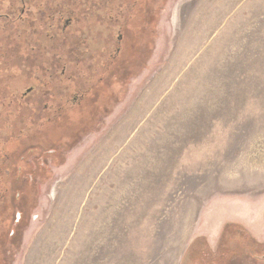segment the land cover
<instances>
[{"label": "rangeland", "instance_id": "1", "mask_svg": "<svg viewBox=\"0 0 264 264\" xmlns=\"http://www.w3.org/2000/svg\"><path fill=\"white\" fill-rule=\"evenodd\" d=\"M149 11L134 76L32 178L8 264H264V0Z\"/></svg>", "mask_w": 264, "mask_h": 264}, {"label": "flooded vegetation", "instance_id": "2", "mask_svg": "<svg viewBox=\"0 0 264 264\" xmlns=\"http://www.w3.org/2000/svg\"><path fill=\"white\" fill-rule=\"evenodd\" d=\"M150 19L149 0H0V264L32 222V178L115 103Z\"/></svg>", "mask_w": 264, "mask_h": 264}, {"label": "trees", "instance_id": "3", "mask_svg": "<svg viewBox=\"0 0 264 264\" xmlns=\"http://www.w3.org/2000/svg\"><path fill=\"white\" fill-rule=\"evenodd\" d=\"M245 237V236H244ZM233 238H235L236 240H237V242H236V244L235 245H237L239 248V251L237 252V251H233L232 249H228V251L225 253V255H228V259H233L236 255H238V256H245L246 255V253H248V252H250L251 253V247L250 246H253L252 244H251V242L250 241H248V239L245 237V243H247V244H249L250 246H245V244L243 243V244H241L240 242H238V241H240V239H239V237L237 236H235V237H232V238H230L229 239V244H234V242H235V240L233 239ZM240 243V244H239ZM242 249V250H241ZM250 249V250H249ZM240 252V253H239ZM245 254H243V253ZM201 253V252H200ZM237 253V254H236ZM201 255H202V253H201ZM195 261H197V259L195 260ZM195 261H193L194 263H195ZM192 262V263H193ZM191 263V264H192Z\"/></svg>", "mask_w": 264, "mask_h": 264}]
</instances>
